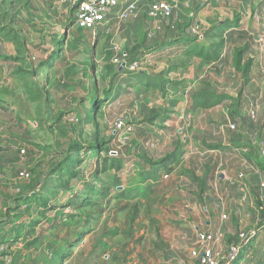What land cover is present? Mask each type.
Returning a JSON list of instances; mask_svg holds the SVG:
<instances>
[{
    "label": "crops",
    "instance_id": "obj_1",
    "mask_svg": "<svg viewBox=\"0 0 264 264\" xmlns=\"http://www.w3.org/2000/svg\"><path fill=\"white\" fill-rule=\"evenodd\" d=\"M132 1L139 2L141 8L150 1L160 0H120L119 8ZM168 1L175 4L171 27L168 20L162 30L156 32L143 12L145 20L133 21L130 25L113 17L102 25H112L111 28L116 29L113 35L102 36V40L100 35L92 37L96 45L101 41V59L106 68L116 70L118 82L129 75L108 94L105 100L110 101L109 105L129 90L143 98L139 97L145 113L131 134L132 156L127 158L128 169L136 179L131 180L127 188L116 186V196L108 195L105 188L101 197L90 194L89 186L94 183H88L81 173L68 180L59 172L62 163L75 157V153H70L69 148L63 152L53 145L57 155H50L48 177L38 182V190L29 193L32 200L38 193L36 197L40 200L29 204L42 206L48 201L55 203L53 206L59 210L68 205L86 207L95 201L109 206L111 201L121 204L127 199L124 203L135 207L128 214L148 205L146 218L161 216L153 218L152 223L161 225L166 232V236L162 235L161 249L151 243L146 245L148 249L164 264H192L190 251L196 245L198 232L221 233L223 242L227 239L224 243L228 245L241 229L264 223V203L261 201L264 195V160L261 157V150H264V81L259 74V66L264 63V50L256 42L257 36L264 34V0ZM190 15L194 17L190 18ZM74 18L72 8L65 0H0V172L2 167L15 160L18 146L27 147L28 153L32 149L38 151L32 145H39L35 138L27 144L24 142V134H35L34 130L39 126L37 121L59 119L60 111L51 105L61 93L53 89L62 86L71 89L66 86L65 72L60 68L66 58L63 34ZM192 19L199 29L198 35L192 31ZM217 32L221 35H216ZM221 40L223 48L216 61L207 62L188 53L194 46L208 49ZM115 47L131 56L141 57L148 66L137 74H130L125 69L120 71V66L112 62L117 55ZM237 53H240L238 60ZM204 90L228 99L211 108H195L194 96ZM69 93L70 98L73 93ZM62 94L66 96L67 92ZM65 100L67 109L68 99L65 97ZM259 100L262 109L258 121L254 122L249 111ZM88 102L91 104L90 124L97 119L98 104L94 99ZM108 102H104V106ZM115 123L111 138L124 147L127 144L122 141ZM51 125L48 124L49 129ZM96 145L100 144L82 146L89 150L90 146ZM102 148L112 154L106 146ZM172 153L177 155L174 164L158 170L153 164L147 163L148 168L144 164L143 156L156 162ZM110 161L103 164L104 170L107 166L111 168ZM154 172L155 176L167 174L168 179L154 182L146 175ZM59 178L68 180V190L58 189ZM78 179L85 189H78L80 193L73 200L76 192L69 190V186H74L73 182ZM94 182H98L96 177ZM137 186L146 187L148 195L132 197ZM12 192L7 181L0 183V210H11L9 206L3 209L2 201ZM63 193H68V197L61 200ZM198 197L209 201L208 210L204 209L207 213H202L195 200ZM105 198L109 199L108 203ZM186 199L194 202L188 207L189 214L183 211L187 207ZM166 203L168 207L159 212L161 204ZM48 206L42 207L47 210ZM169 206L175 207L172 209L174 218L169 214ZM224 215L226 220H223ZM181 218L185 219V224L174 223ZM189 219L195 221L188 223ZM186 229L192 230L193 234L184 235ZM5 234L7 245L17 237V233ZM262 234L264 231L260 236ZM256 244L258 240L251 244L238 264H245L257 254ZM140 245L141 242H136L137 248Z\"/></svg>",
    "mask_w": 264,
    "mask_h": 264
},
{
    "label": "rangeland",
    "instance_id": "obj_2",
    "mask_svg": "<svg viewBox=\"0 0 264 264\" xmlns=\"http://www.w3.org/2000/svg\"><path fill=\"white\" fill-rule=\"evenodd\" d=\"M146 5L140 8L141 13L136 20L137 22L145 20L142 15ZM73 14H75L74 10ZM191 16L190 18L194 17ZM172 21L173 17L169 20L170 27ZM132 22L121 23L130 25ZM165 22L163 21L162 26ZM109 26H100L98 28L96 35H100V40L103 39L101 38L102 36L113 35L116 29L114 28L113 30L111 28L112 25ZM191 26L192 30L195 29L193 19ZM128 30L132 31L131 28H128ZM217 33L221 35V33ZM63 35H65V42H62V44L66 58L63 60L60 69L65 72V77H63L65 78L66 86H70L71 89L64 88V86L59 89L58 87L53 89L55 92L61 93L59 96L56 95V103L51 105L52 108L55 106V109L60 111L59 119L37 121L39 126L34 130L35 134H24V142L27 144L31 138H35L39 143V148L36 144L32 145L38 151L32 149V152L28 153L27 147L18 146L17 161L15 157V160H11L8 165L2 167L3 171L0 172V175H2L0 183L7 181L13 190L2 201L3 209L5 208L4 206H9L11 210H8V212L0 210V234L1 230L8 234L17 233V237L13 238L14 240L9 242L8 245L6 244L10 248L9 252L14 257L11 264H164L146 246L151 243L150 245L161 249L162 235L166 236V232L164 233L161 225L156 226V222L152 223L153 218L161 216L155 215L146 218L148 205L140 206L138 212L132 211L131 214H128L135 207L124 203L128 202L127 199H124L121 204L119 202L112 203L113 201H111L109 206H106L107 204L105 205L103 202L95 201L86 207L80 204L68 205L59 210L53 206L55 203H48L49 208L47 210L41 205L30 206V204H27V201H32L29 193L33 190H38V182L48 177L46 171L52 161L50 155H57L56 151L52 149L53 145H57L58 149L63 152L72 144L88 146L99 143L102 147L106 146L105 149H109L116 160L122 161L124 168L116 170V168L113 169L107 166V169L104 170L103 160L107 157L106 152H102L97 158L87 152L80 154L82 155L80 157L79 154L75 153L74 155L82 159L78 171L85 180L88 183H94L93 186L95 187H100L99 190L107 189L108 195L116 196V186L122 189L124 187L127 188L129 187L128 184L136 179L133 173H130V169H128L130 164L127 158L132 156L131 147L129 146L131 144L130 139L128 143L126 142L127 145L121 147L111 138L110 134L113 132L117 118L118 120L124 119L126 125L134 130L143 118L145 109L140 104L143 98L134 91L129 90L126 93H121L118 100L109 105L110 101L105 100L108 94H111L112 89L117 88L129 75L127 74L124 80L118 82L115 76L116 70L114 68H106L104 60L101 59L102 51L99 48L101 41L96 45L92 41L93 34L78 27L75 23V18L66 27ZM127 35H129L128 32ZM131 57L135 60L141 59V57ZM69 91L73 93L70 98ZM64 92H67L66 96L62 94ZM65 97L71 102V105H69L67 101V109L64 103ZM92 99L97 101L98 104V108L95 110L97 119L93 123L88 124L91 111V104L88 100ZM104 102H108L107 107L104 106ZM69 116L75 117L78 122L74 125L70 124L68 122ZM48 124H52L50 129ZM27 127L30 128V125L27 124ZM95 133L96 135H94ZM21 150H25L24 155L20 154ZM143 159L147 168L155 163L145 156H143ZM6 170L9 171V173L7 172L8 176ZM20 172L29 173L31 180H20L18 178ZM119 175L122 177L121 179L119 178L122 181L117 184L115 181H120L117 178ZM95 177L98 182H94ZM63 181L66 182L68 180L64 179ZM73 183L74 186H69V190L76 192L73 196L74 200L76 195L80 193L78 189H85V186L80 179ZM147 186L150 187L149 183ZM139 188L142 192L146 191L144 186ZM68 193L60 194V199L67 198ZM107 198H105V201L108 203L109 199ZM195 200L200 206L202 213H207L204 209L208 210L209 201L203 197H198ZM185 201L187 207L183 211L188 213L189 205L194 202L188 199ZM165 207H168V203L161 204L159 212H162ZM169 207V214L174 218L172 209L175 207ZM180 220L174 223L185 224L184 218ZM187 221L190 223L195 220L189 219ZM201 228L205 229V227ZM170 234L172 235L173 232H170ZM183 234L189 236L193 232L190 229H186ZM196 239L197 236L195 242ZM256 240H258V244H256L257 254L252 256L251 260H247L245 264H263L264 234ZM136 242H141L139 248L136 247ZM142 242L146 243L145 246H143ZM224 242H227V239H224ZM0 264L4 263L0 261Z\"/></svg>",
    "mask_w": 264,
    "mask_h": 264
},
{
    "label": "built area",
    "instance_id": "obj_3",
    "mask_svg": "<svg viewBox=\"0 0 264 264\" xmlns=\"http://www.w3.org/2000/svg\"><path fill=\"white\" fill-rule=\"evenodd\" d=\"M75 12V23L78 27L90 31L96 36L98 28L112 19L117 17L121 22L136 21L141 13L139 2L132 1L120 9V0H65ZM175 4L168 0L150 1L143 11L146 18L153 24L156 32L162 30L163 21H168L173 17ZM194 34H199V29L195 26L192 30ZM258 46L264 50V34H259L256 38ZM117 55L113 58L116 65H124V69L129 73H139L143 71L148 63L146 60H135L127 52L114 48ZM259 74L264 81V63L259 66ZM261 102L255 101L249 111V117L252 121L257 122L261 109ZM68 122L72 125L78 121L75 117L69 116ZM115 128L121 134L124 143L128 142L132 133V128L128 127L124 119H119L115 123ZM234 129V127H231ZM25 151L22 150L21 154ZM261 157L264 160V150H261ZM20 180L29 181V173L20 172ZM168 179V175H157L154 182ZM264 187V185H263ZM264 203V195L261 197ZM227 216H223L226 220ZM264 231V223L254 228L241 229L234 241L226 245L223 242L221 233L198 232L196 245L190 251L192 264H238L244 257L245 252L251 244ZM9 246L0 244V261L4 264H11L13 254L9 252ZM13 252V250H11Z\"/></svg>",
    "mask_w": 264,
    "mask_h": 264
},
{
    "label": "trees",
    "instance_id": "obj_4",
    "mask_svg": "<svg viewBox=\"0 0 264 264\" xmlns=\"http://www.w3.org/2000/svg\"><path fill=\"white\" fill-rule=\"evenodd\" d=\"M218 35V33L216 34ZM212 48H208L205 49L204 47H201L200 49H197L195 46L192 47V49L188 52L189 55H195L198 57H202L204 58L207 62L210 61H216L220 58V52L223 48V41H219L216 44L212 45ZM239 55L240 53H237L236 55V60L239 59ZM228 99V97L226 96H216L214 95L212 92L208 91V90H204L202 93L197 94L194 96V100H195V108H201V109H207V108H211L214 107L218 104H220L223 100ZM99 146V147H98ZM96 145V146H90L91 148L89 150H86V147H83L82 145L79 144H72L69 147L70 153H78L79 157L82 156L80 155L81 153L84 154V152L90 153L92 156H95L96 158L100 155V153L102 151H106L107 153V157L104 158L103 162L104 164H107L109 160L110 161V167L111 168H116V170H120L122 168V161L116 160L114 158H112L110 156V153L107 150H104L101 145ZM70 156V155H69ZM68 156V157H69ZM81 158L78 157H70L69 159L65 160L62 165L59 168V172H61L63 174V178L66 177L68 180H73L75 178H77L80 175V172L78 170H76V167H78V165L81 164ZM177 161V156L175 154L172 155H168L166 157H164L163 159L153 163V166L155 167V170H158L162 167L174 164ZM146 175H148V177L151 180H155L156 178V174L154 173H147ZM58 182V183H57ZM56 182V186L58 187V189L63 188V190H68V185H67V181H63L62 178H59V180ZM138 188V187H137ZM135 189L133 192L134 196H139V197H146L147 194V189L146 191L142 192L140 191V189ZM103 189L99 190L97 187L90 185L89 186V193L93 194V195H97L98 197L104 195L103 193ZM141 192V193H139ZM131 194V192H130ZM37 195V194H36ZM36 195H33V200L32 201H27V204H29L30 202H34L37 200H40L36 197ZM32 198V197H30ZM92 199V198H90ZM48 205V201L47 203H44V205H42L44 208H47ZM5 232L1 231L0 234V244H6V240H4L5 237ZM5 237V238H4Z\"/></svg>",
    "mask_w": 264,
    "mask_h": 264
},
{
    "label": "water",
    "instance_id": "obj_5",
    "mask_svg": "<svg viewBox=\"0 0 264 264\" xmlns=\"http://www.w3.org/2000/svg\"><path fill=\"white\" fill-rule=\"evenodd\" d=\"M124 67H125L124 65H121L119 70L120 71H123L124 70Z\"/></svg>",
    "mask_w": 264,
    "mask_h": 264
}]
</instances>
